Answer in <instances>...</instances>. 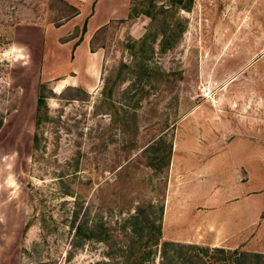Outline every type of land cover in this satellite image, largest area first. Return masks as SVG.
<instances>
[{
	"label": "rangeland",
	"instance_id": "374dc122",
	"mask_svg": "<svg viewBox=\"0 0 264 264\" xmlns=\"http://www.w3.org/2000/svg\"><path fill=\"white\" fill-rule=\"evenodd\" d=\"M174 1L0 0V264L264 254V0Z\"/></svg>",
	"mask_w": 264,
	"mask_h": 264
},
{
	"label": "trees",
	"instance_id": "16d2710c",
	"mask_svg": "<svg viewBox=\"0 0 264 264\" xmlns=\"http://www.w3.org/2000/svg\"><path fill=\"white\" fill-rule=\"evenodd\" d=\"M184 0H175L174 3L177 5V6H181L183 8H189V4L188 3H185L183 2ZM70 6L75 9V12L73 13L76 14L77 13V9L74 8L71 4ZM142 11L148 15H150L152 18V14L150 13V10L147 7L143 8ZM72 16V15H71ZM155 18V16H154ZM83 30L85 29V24L83 25ZM150 34L152 36H154V33H150V32H146L143 36H142V41L141 42V49L142 50H146L148 47L152 48L151 45H147L146 44V40L148 37H150ZM81 38V36L78 38L77 41H79ZM129 46H132V43L129 44ZM133 51V49H132ZM129 64H127L126 62L124 61H121L120 64H119V69L118 71H121V70H124L123 68L125 67H128ZM117 75L119 76L120 75V72L117 73ZM120 78V77H119ZM114 82H115V78L113 79L112 81V84L110 86H108L107 88V85L106 83L104 84L103 86V89H102V93H106L107 96H111L112 95V89L114 87ZM46 114V95L44 94V84H41L40 86V89H39V93L37 95V102H36V124L38 125L41 120H42V115L43 114ZM124 115H127V114H124ZM37 143H38V135L37 133H34L33 135V144L34 146L36 147L37 146ZM128 157H126V159H128ZM59 176V179H62L63 178V173H60L58 174ZM86 227L89 231L87 233H83L84 236H87V237H91L93 236V228L94 226H88L87 225V219H83L82 222H78L75 226V230L79 232H81V230ZM164 245H166V248H164V254H166L167 256V246H175L176 248L177 247H182V245L184 246L183 243H179V242H176V241H173V240H166L164 241ZM218 250L220 251H224L225 249L223 247H216ZM231 253L235 254V257L234 259L236 260V264H252L254 263L255 261H260V259L264 256L263 253H259V252H249V251H246V250H242V251H239L238 249H233L231 250ZM165 256V255H164ZM169 257V256H168ZM174 257V256H173ZM173 257H169L170 259H172ZM96 264H100V263H96ZM161 264H164L163 260L161 262Z\"/></svg>",
	"mask_w": 264,
	"mask_h": 264
},
{
	"label": "crops",
	"instance_id": "0c3cea01",
	"mask_svg": "<svg viewBox=\"0 0 264 264\" xmlns=\"http://www.w3.org/2000/svg\"><path fill=\"white\" fill-rule=\"evenodd\" d=\"M122 2L123 1H125V0H121ZM96 2V3H95ZM98 0L96 1V0H94V2H93V4L92 5H94L95 6V8H96V10H97V5H98ZM108 14L109 15H113L114 14V10L113 9H110L109 11H108ZM91 17V16H90ZM85 39V38H84ZM86 39H88V38H86ZM83 43V42H82ZM84 45H85V43H84ZM88 48V47H87ZM86 49V47L85 46H79V45H76V49L74 48V50H73V52H74V56H79V54H81L84 50ZM90 49V47L88 48V52L90 53V58H99V49H96V50H89ZM95 56V57H94Z\"/></svg>",
	"mask_w": 264,
	"mask_h": 264
}]
</instances>
